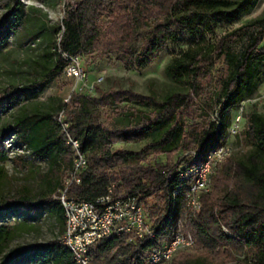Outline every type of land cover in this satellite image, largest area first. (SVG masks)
<instances>
[{
	"label": "trees",
	"instance_id": "obj_1",
	"mask_svg": "<svg viewBox=\"0 0 264 264\" xmlns=\"http://www.w3.org/2000/svg\"><path fill=\"white\" fill-rule=\"evenodd\" d=\"M12 2L0 20V50L22 25L25 3ZM256 2L80 0L75 7L69 3L56 27L54 66L35 79L30 88L8 89L0 98L1 118L15 108L21 96L46 87L63 73L67 64L64 53L84 56L98 52L101 57L118 53L126 65L141 69L158 57L168 41L190 43L166 66L171 80L184 83L185 91L170 92L161 100L130 89H98L95 96L73 92L70 102L56 114L19 109L7 131L0 135L1 143L12 132L14 144L35 158L46 160L48 181L55 182L51 193L58 189L60 194L64 188L62 178L74 164V151L67 144V133L58 119L64 109L67 131L80 141L88 161L80 173V183L68 188V197L94 201L112 187L116 194L136 196L143 204L154 236L131 241L127 234L104 238L90 247L89 264H145L149 250L170 240L178 230L191 234L203 248L196 259L183 257L182 264H222L232 257V249L253 251L251 263L235 264H264V114L248 115L244 139L249 149L241 157L227 159L215 176L213 190L202 195L200 213L187 207L186 192L191 179L182 176L226 143L230 111L254 94L264 75V22L239 52L230 45L237 31L218 38L212 47L224 54L230 68L222 82L219 109L212 120L200 126L188 124L186 119L192 116L194 100L204 95L210 78L207 41L199 33H211L216 25L234 21ZM104 17L107 22L101 24ZM101 26L103 31H99ZM138 42L140 46L135 50ZM144 139L149 141L139 151L112 148L117 142ZM184 150L192 153L186 157ZM180 152L176 162L171 163V157ZM148 153L165 155L167 162L145 165ZM24 154L19 153L17 159L30 166L32 162ZM7 158V151L0 145V162ZM5 174L0 164V182ZM22 191L6 206L0 204V264H76L69 247L58 238L4 253L16 232L10 222L13 217L23 225L37 220L45 211L62 225V234L65 229L59 197L51 194L35 203L27 189Z\"/></svg>",
	"mask_w": 264,
	"mask_h": 264
},
{
	"label": "rangeland",
	"instance_id": "obj_2",
	"mask_svg": "<svg viewBox=\"0 0 264 264\" xmlns=\"http://www.w3.org/2000/svg\"><path fill=\"white\" fill-rule=\"evenodd\" d=\"M22 1L25 3L22 25L17 33L9 37L7 45L0 50V98L6 94L8 89L30 88L35 79L41 78L50 67L54 66L57 60L55 43L58 40V33L56 27L64 15L65 6L70 3L71 6L75 7L80 0ZM12 5V0H0V20L4 18ZM106 22L107 18H102L101 24ZM263 22L264 0H257L250 10L243 12L234 21L216 25L211 33H199V35L205 36L207 41L205 51L208 57L210 78L204 95L194 100L195 106L192 109V116L186 119L188 124L200 126L204 121L212 120L215 111L219 109L218 99L222 82L228 76L230 68L225 62L224 54L212 47L215 41L224 35L237 31L235 37L231 39L230 45L236 52H239ZM99 31H103L102 26ZM189 45V42L173 43L168 41L158 57L149 66L141 69L126 65L118 53L103 57L98 56V52L84 55L82 56V65L87 71L89 81H94L100 75H104V79L95 84L94 90L91 91L87 87H82L80 90L81 84L76 85L72 79L60 73L46 87L33 92V95L30 92L25 97L21 96L15 108L2 115L0 118V135L3 131H7L13 120V115L19 109L24 107L29 111L40 110L56 114L62 106H65V103L70 102L73 92L95 96L98 89L104 91L130 89L143 95H154L161 100L170 92L185 91L186 85L184 83L180 84L171 80L166 72V66L174 57L185 51ZM139 46L140 42L136 43L134 49H138ZM240 107L232 109L229 113V120L231 121L236 114L241 112L238 133L232 136L227 135L226 144H228L230 154L217 165L211 176L208 189L200 193L201 207L199 211L188 207L195 213L201 212L202 195L213 190L215 176L223 169L227 159L229 157H241L248 151L249 145L244 139L248 115L252 112L264 114V75L258 81L254 94L243 100ZM148 141L149 139L128 143L117 142L113 144L112 148L139 151ZM14 142V135L10 132L0 143L8 153V158L0 162L6 171L0 182V204L6 206L15 194L23 192L24 189L30 192L35 203L51 194L58 197V189L51 193L55 182L52 178L51 181H48L46 176L49 169L47 161L35 158L29 152H25L24 147L19 148ZM190 150H184L183 155L188 157L192 153ZM181 152L171 157V163L176 162ZM19 153H25L27 161L32 162L30 166H24L18 161L17 155ZM166 162L165 155L148 153L144 157L145 165L159 166ZM67 176L68 173L63 176V183ZM150 201H152L151 203L154 202V200ZM156 217L157 215L153 217V220ZM10 222L15 225L16 232L4 253H8L10 250H19L25 246L47 243L56 238L61 239L63 235L62 225L56 217L45 211L37 220H28L23 225H21L20 219L15 217L11 218ZM216 251L218 252V249ZM231 251L232 257L222 264L251 263L254 259L251 250L239 252L232 249ZM202 252L203 248L195 242L193 246L181 249L169 264H182L181 259L183 257L196 259ZM1 259L2 256H0Z\"/></svg>",
	"mask_w": 264,
	"mask_h": 264
},
{
	"label": "built area",
	"instance_id": "obj_3",
	"mask_svg": "<svg viewBox=\"0 0 264 264\" xmlns=\"http://www.w3.org/2000/svg\"><path fill=\"white\" fill-rule=\"evenodd\" d=\"M63 58L67 60L63 74L72 79L76 85L81 84L80 90L82 87H87L92 91L95 84L104 79L102 74L94 81H89L87 71L82 65L81 55L64 53ZM240 106L241 103L238 108ZM64 118L65 110L63 109L58 119L67 133V144L74 151V164L58 196L64 208L65 217V229L61 241L71 250L76 264H89L90 247L104 238L127 234L128 240L131 241L145 236H154L143 204L136 196L127 193L116 194L111 187L107 194L94 201H78L68 197V188L73 183H80V173L87 167L88 161L80 148V141L68 133V123L64 121ZM240 119L241 112L232 118L228 136L238 133ZM227 146L228 144L224 143L210 152L203 162L182 173L183 177L191 179L186 192L187 207L199 211L200 193L210 186L211 176L217 165L229 156L230 151ZM194 243L195 239L191 234L178 230L170 240L149 250L145 264H169L181 249L191 247Z\"/></svg>",
	"mask_w": 264,
	"mask_h": 264
}]
</instances>
